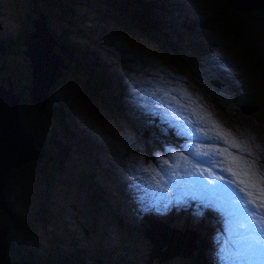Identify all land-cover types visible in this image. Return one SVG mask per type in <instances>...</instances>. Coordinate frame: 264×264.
<instances>
[{
  "label": "rangeland",
  "instance_id": "374dc122",
  "mask_svg": "<svg viewBox=\"0 0 264 264\" xmlns=\"http://www.w3.org/2000/svg\"><path fill=\"white\" fill-rule=\"evenodd\" d=\"M4 1L0 0V12L6 11L4 15L7 19L13 20ZM161 1L169 2L170 12H154V19L159 29L156 36L166 44L127 21L128 18H124L112 0H58L56 12L46 13V25L54 32H62L63 37L71 41L74 53L80 50L82 56L95 55L111 73L118 75L123 97L132 107L136 106L161 119L160 113L168 112V119L163 120L184 124L189 130L195 127L193 135H181L182 138L176 144L170 143L172 139H167L159 146L155 143L159 134L147 138L149 128L145 121H140L139 116H135L132 111L131 116L126 114L123 109L126 122L109 114L90 95L82 75L77 71L82 68L66 70V66L56 63L55 55L44 61L46 72L49 74L55 65L64 79L58 84L54 82L47 86L45 105L50 113L44 117L39 112L38 116L42 117L40 137L46 147L51 137L57 139L59 134L50 105L56 107L61 104L63 115L65 111L68 115L66 123L76 135L87 141L90 151L89 157L81 138H77L87 153L79 157L77 152H72L67 158L73 165L74 175L78 170V176H81L82 167L91 161L93 178L108 191L112 205L125 224L131 225L129 217L139 221L138 215L142 212L154 215L156 223L150 225L144 222L143 227L137 229L125 228L124 225L117 226L109 215L99 213L100 218L94 220V226L82 216L85 208L81 207L79 198L87 202V196L83 190L76 189L72 176L65 173L64 159L57 161L62 164V174L55 175L53 170L43 168L42 157L35 160L34 170L23 172L21 177L15 178L11 174L13 170L10 174L7 171L4 183L10 203L7 205L22 218L25 229L16 234L19 240H16L15 245H19L20 250L35 241L36 250L46 254V249L50 251L52 243L57 240L59 251H73L76 248L81 251L82 259L88 262L101 263L109 258L115 259L116 264H185L183 255L193 247L192 240L183 242L185 245L179 250L174 241H166V247L159 245V251H155L148 229L153 226V230H156L164 226L169 230L178 228L183 231L187 220L196 229L202 223L206 209H209L220 217L222 231L203 233L206 239L205 260L213 258L216 264H255L236 258L227 218L221 210L183 197L172 185L184 180V173L190 171L193 165L200 171L210 169L204 175L212 179L224 175L218 169L222 158L218 161L209 155L213 159L210 166L208 163H198L193 159V154L208 159L203 157V153L210 148H218L217 153L227 149L235 155L248 156L246 151L225 143V137L229 141L235 138L236 142L246 144L251 150L249 162L256 160L261 170H264L263 3L243 6L247 9L242 10L226 0ZM130 7L134 9L133 5ZM21 12L22 18L28 15L24 9ZM217 16L222 19L217 20ZM10 20L1 21L0 27H6ZM140 26L149 28V31L153 29L142 22ZM66 49L69 50V47ZM22 53V50L14 48L4 55L15 58L18 66L23 67ZM6 69L11 75V69ZM12 69L15 68L12 66ZM22 74L15 77H21ZM87 82L93 86L92 77L87 76ZM11 85L16 89L15 84ZM16 85L21 86L18 79ZM165 93L171 103L158 106ZM172 97L175 99L172 100ZM203 111L210 112L219 124L220 131L225 134L219 136L221 139L213 138L210 134L216 132L208 131L212 125L200 120ZM145 138L148 141L143 147L141 143ZM54 149L56 153L59 152L56 151L58 147L53 146L51 153ZM85 173L87 175V171ZM109 178L116 181L118 190L109 183ZM44 199L48 200L45 213L39 211ZM169 201L165 209L163 205ZM197 208L202 211V215H194ZM262 213L264 209H260L257 219ZM88 216L93 219V211ZM185 233L195 241L191 232ZM71 237L75 238L74 245L71 244ZM151 247H154L153 250ZM172 249L177 250L168 251Z\"/></svg>",
  "mask_w": 264,
  "mask_h": 264
},
{
  "label": "trees",
  "instance_id": "16d2710c",
  "mask_svg": "<svg viewBox=\"0 0 264 264\" xmlns=\"http://www.w3.org/2000/svg\"><path fill=\"white\" fill-rule=\"evenodd\" d=\"M57 1L58 0L56 1L36 0L35 4L34 1H29L28 7H26L27 8L26 12L28 13V16H24V18L21 19V31H20L22 35L21 46L18 48V46L13 47L11 45L8 46V48L10 49L18 48L23 51L24 48L23 35L25 31L28 32L32 28L31 19L33 17H40L42 20L46 22V18H47L46 13L53 11L54 13L56 12ZM112 2L114 5L120 8L121 12L124 14V18L125 17L128 18L127 21H130L131 24H135L136 27H138V29H140L143 33H147L149 36L158 39L161 43L166 44L163 39L156 36V34L159 33L158 31L159 29L158 27L155 26L157 22L154 19L155 16L154 11L159 9V7L157 6L160 3L159 0H112ZM7 3L10 8V1H8ZM237 3H239V1H237ZM166 4L167 3H163V5L165 6ZM130 5L134 6L133 10L131 9ZM34 8L36 10H34ZM35 12L37 15H35ZM216 19L220 20L222 18L217 16ZM140 22L146 25H150L153 29L149 31V28L141 27ZM46 28L49 31L51 39L53 41H56L57 43L53 45L50 49L51 53L55 55V61L58 60L60 64L66 66V70H68V68L71 69L74 67L75 69H77L78 67H81L82 70H77V71L82 75L84 79V83L90 91V95L96 101H98L102 106H104V108L107 110L109 114L113 115L118 120L121 119L125 121L124 116L122 114V109L124 107V103L122 101L123 93L121 92L122 83L119 80L118 75L111 73L109 69L105 65H103L102 62L99 59H97L95 55L94 57L82 56L80 50L74 53L73 48L70 46L71 41L63 37L62 32L59 31L54 32L51 28H48L47 25ZM61 43H63V45H61ZM59 45H61V47L66 53L61 51ZM67 47H69V50L66 49ZM20 56L24 57L23 67L18 66V63L15 60V58L9 57L8 55H6L5 58L10 62V64L7 63L4 64V66L7 67L8 69H11L10 73L12 75V78L10 80L13 86L14 84L16 86V89H13V92L19 93L18 124H20L29 134L33 135L37 139L39 138V142L41 146L44 148L45 152H44V157L42 158L43 168L45 170L47 169L53 170L55 175H61L62 164L57 163V161L59 162L64 159L65 173L69 176H72L73 183L75 184L76 189L83 190L87 196V202H84L79 198V203L81 204V207L85 208L84 212L82 213V216L84 217V219L92 223L94 226H96L94 220H98L100 218L99 213H103L104 216L109 215L114 220L117 226L124 225L125 228H133L132 225L124 223L123 218L120 216L119 213H117L115 207L112 205L109 199L108 191L103 189L98 184V182L93 178L92 171L90 170L91 161L86 165V167L85 166L82 167L83 171L81 176H78V170L76 171V175H74L73 165L67 161V158L69 157L70 154H72V152H77L79 157L82 155L85 156L87 150H88V155L90 157V151L87 141L84 138H81L80 136L76 135L72 131L70 125L66 123V119L68 118V115L66 111L65 114L63 115L61 104H58L56 107L50 105V108L53 110L54 120H56L57 127H59V134L57 139L54 138L55 136H52L50 143H48V145L44 147L43 141L40 137V131H41L40 125L42 122V117H38L39 112L29 100L32 67H30L29 58L26 55L22 53V55ZM49 57L50 56H48V58ZM12 66L15 69H12ZM26 70H28V73L26 72ZM21 73H24L25 75L22 74L21 77H15L17 75H20ZM5 76H6V72L1 78H5ZM87 76H89L90 78L92 77L93 86L90 84V82H87ZM16 79H18V81L21 82V86L16 85ZM63 79H64V75L59 76L56 79L55 84H58ZM262 80H264V78H262ZM87 83H89V85H87ZM101 95H103V97H101ZM50 98H51V92H50ZM115 108H116V112L114 114ZM221 119L223 120V118ZM263 126L264 124H262V127ZM259 127L261 128V126ZM149 128L153 130V132L155 133L157 132L156 134L175 138L174 133L166 126L152 124L149 126ZM77 138H81L82 143L87 148V150H84L82 148V146L78 142L79 139ZM72 140L75 142L74 144ZM147 141L148 140L145 138L144 141L141 143V145L143 147H146ZM155 143H157L160 146L162 144V139L158 137V140ZM53 146H57L58 150L56 151L59 152L56 153L54 149L53 152L51 153V148ZM34 165H36L35 160L26 161L20 167L10 168L8 172L10 174L11 170H13L14 172H11V174H14L15 178H18L21 177V174L23 172L25 171L29 172L30 170H34L35 169ZM85 171H87V175ZM109 183L114 186V183L110 179H109ZM4 193H5V197H4L5 202L10 204L8 202L9 199H7L6 196L7 193L6 185H5ZM47 206H48V200L44 199L41 206L39 207V211L45 213ZM92 211L94 217L93 219L92 218L89 219L88 214ZM17 217H18V223L12 226L11 231H9L6 235L7 245L9 248L8 256L12 259H16V258L26 259L32 264H116L115 259L110 260L109 258L103 260L101 263H97V261L88 262L87 259H82L81 251L76 248L73 251L68 249L59 251L58 246L60 244L57 240L52 243L50 251L46 249V254H43L42 250L40 251L36 250L35 241L30 242L25 249L23 248V250H20L19 245L18 246L15 245V242H17L16 240H19L16 237V234L19 233L20 231L23 232L25 229L22 224V218L19 216ZM209 217L211 218L210 221L213 220L212 222L220 221L218 216L215 213H213V214H208L206 218H204L205 223H209L208 222ZM148 221L149 222L147 221L146 222L149 224L152 223L151 220ZM8 224H10L8 217L6 215H2V213L0 212V229H2L5 226H8ZM216 224L219 225L218 223ZM191 226H192L191 224H187L185 225V229H184V230H188L186 232H191L195 238L193 247L189 250L190 252L183 255L185 264H208L209 262H212V259H209L208 261L205 260V257L207 256L204 253L205 241H206L205 237L203 236V233H206L204 227L197 225L196 229H193ZM150 229H153L152 226ZM174 230L178 232H184V230L181 231L178 228H174ZM152 232H154V230ZM143 235L149 238L148 235L146 234ZM70 240H71V244L74 245L75 238L71 237ZM165 244L166 243H162L161 245H164V247H166ZM175 250L177 249H172L168 251L173 252Z\"/></svg>",
  "mask_w": 264,
  "mask_h": 264
},
{
  "label": "snow or ice",
  "instance_id": "6c2138e0",
  "mask_svg": "<svg viewBox=\"0 0 264 264\" xmlns=\"http://www.w3.org/2000/svg\"><path fill=\"white\" fill-rule=\"evenodd\" d=\"M174 99L175 97H172V100ZM170 103L171 100L167 99L165 93L160 98L158 106H166ZM160 115L162 119L169 117L168 112H162ZM200 120L212 125L208 131H215L217 136H224L210 112L203 111L200 114ZM169 123L177 129L178 135L191 136L195 132V127L189 130L184 124L176 121L169 120ZM225 143H230L233 148L248 153L247 157H243L227 149L220 152L225 156V161L221 163L227 165L226 171L231 173L242 187L232 186L234 181L224 175H219L215 179L209 178L204 175V172L210 169L200 171L194 165L190 171L184 173L185 179L173 184L172 187L177 189L183 197L197 200L206 207L216 208L224 213L229 235L233 238L231 242L236 249V258L252 262L264 261V214L257 219L260 209H264V170H261L256 160L249 162L251 150L246 144L236 142L235 138L229 141L226 137ZM203 157H209V153H203ZM193 159L198 163H208L210 166L213 164L211 157L203 159L199 154H193ZM169 203L170 201L165 202L163 207L166 209ZM194 215H202V211L197 208Z\"/></svg>",
  "mask_w": 264,
  "mask_h": 264
},
{
  "label": "water",
  "instance_id": "95a60500",
  "mask_svg": "<svg viewBox=\"0 0 264 264\" xmlns=\"http://www.w3.org/2000/svg\"><path fill=\"white\" fill-rule=\"evenodd\" d=\"M34 1V0H32ZM237 9L245 10L243 6L255 3H263L264 0H226ZM239 1V3H237ZM40 17L31 19L32 28L23 35V53L29 58L31 69L30 102L36 107L37 111L47 116L50 110L47 108L46 98L48 95L47 86H51L61 75V71L55 65L47 74V65L38 55V48L43 42H47L48 49L57 44L50 37L46 28V22ZM50 46V47H49ZM61 51L66 53L61 45ZM3 45H0V53H3ZM59 63V61H56ZM44 66L46 69H44ZM4 64H0V69ZM19 93L13 92L9 71L5 78H0V210L3 211L12 225L18 223L16 213L10 209L4 200L5 181L7 171L10 168H17L30 160H40L44 157V148L33 135L25 131L18 124L19 122ZM11 224L0 229V264H32L26 259H12L8 252L6 235ZM153 228V226H152Z\"/></svg>",
  "mask_w": 264,
  "mask_h": 264
},
{
  "label": "flooded vegetation",
  "instance_id": "af4514ba",
  "mask_svg": "<svg viewBox=\"0 0 264 264\" xmlns=\"http://www.w3.org/2000/svg\"><path fill=\"white\" fill-rule=\"evenodd\" d=\"M8 1H10V8L8 5ZM26 1V2H25ZM29 1L32 0H5L3 4H6V10L8 9L14 18L13 20L15 21V26L13 27L12 23L13 20L7 19V16L4 15L5 12H0L3 14L2 17H0V25L2 24L1 21L7 22L10 20L7 24L6 27L2 28L0 27V45H3V53H0V60H3L2 64H7L9 61L5 58L4 54H7L8 51L11 49L8 48V46H18V48L21 46L22 43V35L20 33L21 31V19H22V9L26 11V7H28ZM34 0V4H35ZM26 4V6H25ZM28 14V13H27ZM28 16V15H27ZM1 64V63H0ZM8 70L4 66L2 69H0V78L3 77L4 73L7 72ZM11 75H9L10 77ZM6 77V76H5Z\"/></svg>",
  "mask_w": 264,
  "mask_h": 264
},
{
  "label": "bare ground",
  "instance_id": "6f19581e",
  "mask_svg": "<svg viewBox=\"0 0 264 264\" xmlns=\"http://www.w3.org/2000/svg\"><path fill=\"white\" fill-rule=\"evenodd\" d=\"M201 57V56H200ZM217 67H219V66H217ZM224 69H226L227 71H229L228 70V68H224ZM221 70V69H220ZM224 73V72H223ZM236 77H237V75H236ZM239 77V76H238ZM181 113V112H180ZM178 117V116H177ZM77 118V117H76ZM78 119H80V118H78ZM77 120V119H76ZM79 124V123H78ZM81 124V123H80ZM95 135V134H94ZM211 136H213V138H215V139H221V138H219V136H217L216 134H210ZM225 135V134H224ZM228 136H229V134H228ZM227 138V137H226ZM211 141V140H210ZM218 141V140H217ZM230 144V143H229ZM193 146V145H192ZM211 146V145H210ZM226 146V145H225ZM209 147V146H208ZM207 147V148H208ZM223 148V147H222ZM225 148V147H224ZM221 150V149H220ZM218 152V148H214V149H212V148H210L209 150H208V152L207 153H209V155H211V156H214V157H216L217 159H218V161L220 160V158H222V161H219V166H218V169H219V171L220 172H222V173H224V175L227 177V178H230L232 181H234V184L232 185V186H234V187H242V185H239V182L235 179V178H233L232 176H231V173H228L227 171H226V167H227V165L225 164V163H221V162H223V161H225V156L224 155H221L220 154V151H219V153H217ZM189 157V156H188ZM183 160V159H182ZM188 162V161H187ZM209 167V166H208ZM185 168V167H184ZM192 168V167H191ZM206 176V175H205ZM244 195V194H243ZM263 214V213H262ZM261 214V215H262ZM259 215V214H258ZM259 217V216H258ZM259 219V218H258ZM150 229V228H149ZM148 229V230H149ZM153 231V229H150L149 230V233H148V235H150L151 237H152V240H153V242H154V246H155V251L157 250V251H159L158 249H157V247L159 246V245H161L162 243H166V241H174V244H176V246H177V248H178V250L179 249H183L182 248V246L183 245H185V244H183V242H188L189 240H192V245L194 244V240H193V238L191 239V238H189V236L188 235H186V233H185V231H188V230H185L184 232H176V230H174V229H171V230H169V229H167L166 227H164V226H159L158 228H157V230L156 231H154V232H152ZM158 233L160 234V236H161V238L162 239H160V237H159V235H158ZM188 234H189V232H187ZM179 239H181L182 240V242H177ZM173 243V242H172ZM153 248L154 247H151V249L153 250ZM190 252V251H189ZM242 261V260H241ZM250 262H252V261H250ZM253 263H255V264H264V261H257V262H253ZM251 264V263H250Z\"/></svg>",
  "mask_w": 264,
  "mask_h": 264
},
{
  "label": "clouds",
  "instance_id": "9594fccd",
  "mask_svg": "<svg viewBox=\"0 0 264 264\" xmlns=\"http://www.w3.org/2000/svg\"><path fill=\"white\" fill-rule=\"evenodd\" d=\"M160 3L159 5H157L159 7V9L155 10L154 12L156 13L157 11L161 10V11H164V12H170V8H169V2L168 1H161L159 0ZM163 3H167L166 6L163 5ZM52 47V46H51ZM58 61V60H57ZM246 104V103H245ZM212 213H215V212H212ZM216 214V213H215ZM218 216V214H216ZM218 218L220 219V217L218 216ZM208 264H214L213 260L212 262H209ZM216 264V263H215Z\"/></svg>",
  "mask_w": 264,
  "mask_h": 264
}]
</instances>
